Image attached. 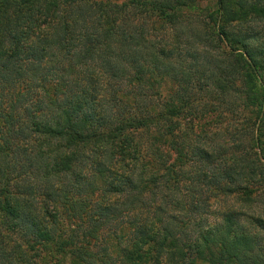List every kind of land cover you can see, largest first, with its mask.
Here are the masks:
<instances>
[{"label": "trees", "instance_id": "trees-1", "mask_svg": "<svg viewBox=\"0 0 264 264\" xmlns=\"http://www.w3.org/2000/svg\"><path fill=\"white\" fill-rule=\"evenodd\" d=\"M0 264H264V0H0Z\"/></svg>", "mask_w": 264, "mask_h": 264}, {"label": "rangeland", "instance_id": "rangeland-1", "mask_svg": "<svg viewBox=\"0 0 264 264\" xmlns=\"http://www.w3.org/2000/svg\"><path fill=\"white\" fill-rule=\"evenodd\" d=\"M167 85H169V83H167ZM221 207L222 206L220 205V202H218L216 200H213V202H212V208H211L212 211L219 212V211H222L225 208L224 207V208L221 209ZM208 217H209L210 222H213V223L219 221L220 218H221L220 217V213L218 215H214L213 212H211V214L208 215ZM104 235L107 236V233H105Z\"/></svg>", "mask_w": 264, "mask_h": 264}]
</instances>
